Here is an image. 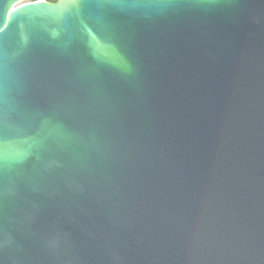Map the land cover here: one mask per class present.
I'll use <instances>...</instances> for the list:
<instances>
[{
  "label": "water",
  "instance_id": "water-1",
  "mask_svg": "<svg viewBox=\"0 0 264 264\" xmlns=\"http://www.w3.org/2000/svg\"><path fill=\"white\" fill-rule=\"evenodd\" d=\"M0 264H264V0H0Z\"/></svg>",
  "mask_w": 264,
  "mask_h": 264
},
{
  "label": "clouds",
  "instance_id": "clouds-1",
  "mask_svg": "<svg viewBox=\"0 0 264 264\" xmlns=\"http://www.w3.org/2000/svg\"><path fill=\"white\" fill-rule=\"evenodd\" d=\"M26 2H32V0H26ZM35 2H41V0H35ZM53 3H55V0H53Z\"/></svg>",
  "mask_w": 264,
  "mask_h": 264
},
{
  "label": "trees",
  "instance_id": "trees-1",
  "mask_svg": "<svg viewBox=\"0 0 264 264\" xmlns=\"http://www.w3.org/2000/svg\"><path fill=\"white\" fill-rule=\"evenodd\" d=\"M47 1L53 2V0H47ZM55 1H56V0H55Z\"/></svg>",
  "mask_w": 264,
  "mask_h": 264
},
{
  "label": "rangeland",
  "instance_id": "rangeland-1",
  "mask_svg": "<svg viewBox=\"0 0 264 264\" xmlns=\"http://www.w3.org/2000/svg\"><path fill=\"white\" fill-rule=\"evenodd\" d=\"M26 1V0H25Z\"/></svg>",
  "mask_w": 264,
  "mask_h": 264
}]
</instances>
